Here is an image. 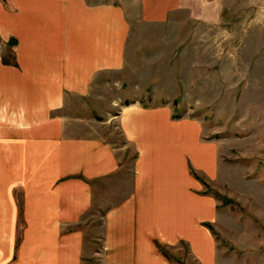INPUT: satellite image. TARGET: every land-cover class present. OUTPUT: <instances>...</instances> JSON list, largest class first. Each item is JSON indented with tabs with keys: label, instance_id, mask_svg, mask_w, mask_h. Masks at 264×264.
<instances>
[{
	"label": "crops",
	"instance_id": "crops-1",
	"mask_svg": "<svg viewBox=\"0 0 264 264\" xmlns=\"http://www.w3.org/2000/svg\"><path fill=\"white\" fill-rule=\"evenodd\" d=\"M221 9V0H0V264H93L80 224L94 203L107 204L101 264H178L164 252L182 249L217 264L208 224L219 207L204 182L218 178L219 141L202 137L199 118L175 116L183 106L172 88L145 86L105 107L98 97L125 68L134 26H182L189 40ZM115 121L126 146L101 131Z\"/></svg>",
	"mask_w": 264,
	"mask_h": 264
},
{
	"label": "rangeland",
	"instance_id": "rangeland-1",
	"mask_svg": "<svg viewBox=\"0 0 264 264\" xmlns=\"http://www.w3.org/2000/svg\"><path fill=\"white\" fill-rule=\"evenodd\" d=\"M221 3L218 23L189 40L182 26H134L125 68L120 76H110L108 87L105 83L99 87L108 89L98 104L109 106L116 95L138 97L145 86L154 92L170 88L177 92L174 106L183 107L175 116L186 111L199 118L202 137L219 141L218 178L204 182V191L219 207L216 220L208 224L219 245L217 264H264V0ZM183 89L188 90L187 99L179 95ZM87 103L86 98L78 106L86 108ZM101 120L98 115L94 123L106 124ZM104 126L106 140L126 146L116 121ZM133 157L131 153L125 168H130ZM16 197L21 204L19 192ZM106 206L94 203L80 224L92 241L93 264H101ZM22 224L18 220L17 240ZM166 251L178 264H197L183 249L181 255Z\"/></svg>",
	"mask_w": 264,
	"mask_h": 264
},
{
	"label": "trees",
	"instance_id": "trees-1",
	"mask_svg": "<svg viewBox=\"0 0 264 264\" xmlns=\"http://www.w3.org/2000/svg\"><path fill=\"white\" fill-rule=\"evenodd\" d=\"M21 213V209H20V211H19V214ZM18 242V241H17ZM164 254L166 255V257L168 258V259H170V260H172V257L170 256V254L166 251V252H164Z\"/></svg>",
	"mask_w": 264,
	"mask_h": 264
}]
</instances>
